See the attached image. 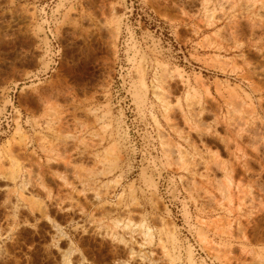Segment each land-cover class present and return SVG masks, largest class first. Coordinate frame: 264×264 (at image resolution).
I'll use <instances>...</instances> for the list:
<instances>
[{"label": "rangeland", "instance_id": "1", "mask_svg": "<svg viewBox=\"0 0 264 264\" xmlns=\"http://www.w3.org/2000/svg\"><path fill=\"white\" fill-rule=\"evenodd\" d=\"M9 115L0 264H264V0H0Z\"/></svg>", "mask_w": 264, "mask_h": 264}, {"label": "bare ground", "instance_id": "2", "mask_svg": "<svg viewBox=\"0 0 264 264\" xmlns=\"http://www.w3.org/2000/svg\"><path fill=\"white\" fill-rule=\"evenodd\" d=\"M127 31H129L128 30V27H127ZM129 38L128 39H130V43L132 44V39H133V42H137L136 40H135V38L133 37V34L131 33V31H129ZM138 43V42H137ZM130 44V45H131ZM139 45V44H138ZM198 84V83H197ZM201 84V83H200ZM248 98V97H247ZM250 98V97H249ZM15 120V119H14ZM20 120V119H19ZM158 123V122H157ZM158 125H160L159 123H158ZM16 126H17V124H16V122L14 121V130H15V128H16ZM158 127H161V126H158ZM159 129H161V134H162V127L161 128H159ZM22 130H23V127H22V125H21V122L19 121L18 122V129H17V133L16 134H20L21 132H22ZM165 136V134H164V132H163V135H162V137H164ZM164 143V142H163ZM181 151V150H180ZM180 158H182V156L180 157ZM182 161H183V159H181ZM121 224V223H120ZM204 225V224H203ZM206 225H207V223H206ZM117 227L119 228V227H121V225H119L118 226V224H117ZM126 227H129V225H127ZM122 228V227H121ZM145 229H146V236L147 237H149L150 239L153 237V234H152V229L150 228V226L148 227V226H145ZM121 238V237H120ZM152 240V239H151ZM123 241V240H122ZM69 263V262H68Z\"/></svg>", "mask_w": 264, "mask_h": 264}, {"label": "built area", "instance_id": "3", "mask_svg": "<svg viewBox=\"0 0 264 264\" xmlns=\"http://www.w3.org/2000/svg\"><path fill=\"white\" fill-rule=\"evenodd\" d=\"M3 128V131H10L14 127L13 117L9 115V117L5 120L3 125H0Z\"/></svg>", "mask_w": 264, "mask_h": 264}]
</instances>
